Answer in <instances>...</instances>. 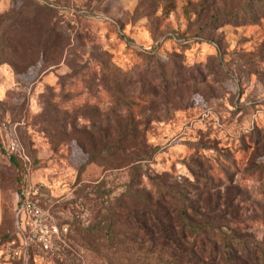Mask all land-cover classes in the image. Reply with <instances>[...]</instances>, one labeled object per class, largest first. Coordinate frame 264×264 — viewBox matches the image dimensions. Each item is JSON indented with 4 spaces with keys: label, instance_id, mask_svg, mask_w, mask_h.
<instances>
[{
    "label": "rangeland",
    "instance_id": "1",
    "mask_svg": "<svg viewBox=\"0 0 264 264\" xmlns=\"http://www.w3.org/2000/svg\"><path fill=\"white\" fill-rule=\"evenodd\" d=\"M263 99L264 0H0V264H23L1 245L25 171L69 229L60 257L34 251L30 264L125 256L79 236L109 215L134 165L189 226L238 234L231 264H264ZM108 130L130 132L109 140L127 158L102 149ZM142 140L151 159L130 163ZM211 255L204 264H226Z\"/></svg>",
    "mask_w": 264,
    "mask_h": 264
},
{
    "label": "trees",
    "instance_id": "2",
    "mask_svg": "<svg viewBox=\"0 0 264 264\" xmlns=\"http://www.w3.org/2000/svg\"><path fill=\"white\" fill-rule=\"evenodd\" d=\"M142 96L141 93L134 96V99L143 101ZM123 131L118 132L117 137L112 136L109 130L100 132L101 139L105 140L102 142V149L110 154H117L122 150L120 154L127 158L123 148L109 141L114 137L125 139L126 133L129 135L130 132ZM90 140V145L96 148V144ZM140 143L144 145V150L133 160L129 157L130 163L151 159L152 152L145 150V146L148 147L145 140ZM10 160L15 165L19 164L16 156H11ZM141 168V165L132 166L128 190L120 194L108 216L102 215L95 226L80 228L81 244H88L98 251L103 247L114 253H124L125 256L120 254L118 257L104 254L107 264H204L203 258H209L208 253L210 256L221 253L225 263L231 264L233 242L241 240L238 234H225L220 227L214 225L189 226V218L185 217L186 208L180 207L179 211L173 206L174 197L166 190L165 184H156V188L149 192L142 186ZM182 200L186 202L185 199ZM102 235L109 236L107 244L100 243ZM119 235L123 238L118 237ZM14 236L11 233L6 240ZM219 241H223L224 248Z\"/></svg>",
    "mask_w": 264,
    "mask_h": 264
},
{
    "label": "built area",
    "instance_id": "3",
    "mask_svg": "<svg viewBox=\"0 0 264 264\" xmlns=\"http://www.w3.org/2000/svg\"><path fill=\"white\" fill-rule=\"evenodd\" d=\"M262 102L264 104V99ZM8 149L24 160V152L16 138ZM43 186V183H32L27 171L21 172L15 211V236L1 245L2 254L6 258L30 264L34 251L55 257L61 256L62 248L67 244L69 229L66 224L56 222L43 209L39 198Z\"/></svg>",
    "mask_w": 264,
    "mask_h": 264
},
{
    "label": "crops",
    "instance_id": "4",
    "mask_svg": "<svg viewBox=\"0 0 264 264\" xmlns=\"http://www.w3.org/2000/svg\"><path fill=\"white\" fill-rule=\"evenodd\" d=\"M43 193V192H42Z\"/></svg>",
    "mask_w": 264,
    "mask_h": 264
}]
</instances>
